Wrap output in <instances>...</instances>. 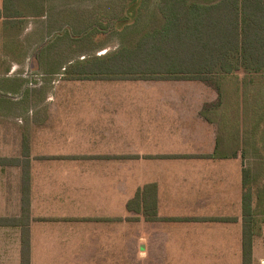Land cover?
Returning <instances> with one entry per match:
<instances>
[{"label":"crops","instance_id":"crops-1","mask_svg":"<svg viewBox=\"0 0 264 264\" xmlns=\"http://www.w3.org/2000/svg\"><path fill=\"white\" fill-rule=\"evenodd\" d=\"M54 83L29 155L20 156L30 165L31 264H243L249 165L234 142L242 101L222 103L221 81L220 93L167 77ZM0 167L7 184L13 176L0 192V217H20L22 166ZM251 171L253 264H264V185L254 189ZM148 185L154 205L130 210ZM21 250L22 226L0 225V264H21Z\"/></svg>","mask_w":264,"mask_h":264},{"label":"trees","instance_id":"trees-1","mask_svg":"<svg viewBox=\"0 0 264 264\" xmlns=\"http://www.w3.org/2000/svg\"><path fill=\"white\" fill-rule=\"evenodd\" d=\"M49 0H3L0 18L7 32L22 29L26 18L43 16ZM71 78L126 77L202 80L220 93V77L240 69L264 71V0H160L153 18L138 37L106 56L65 66ZM221 98V97H220ZM24 138V157L29 155ZM219 154V151H216ZM21 165L22 215L0 217V225L22 226L21 264L30 256V165L28 158L0 157V165ZM252 171L243 169V264H253L255 214ZM156 202L148 185L128 203ZM148 214L147 210H144Z\"/></svg>","mask_w":264,"mask_h":264},{"label":"rangeland","instance_id":"rangeland-1","mask_svg":"<svg viewBox=\"0 0 264 264\" xmlns=\"http://www.w3.org/2000/svg\"><path fill=\"white\" fill-rule=\"evenodd\" d=\"M159 1L49 0L43 16L26 18L22 29L10 33L0 19V157L24 155V138L44 116L65 66L132 42L150 24ZM220 81L222 103H244L235 149L240 157L245 152L246 164L256 172L257 190L264 185V71L240 69ZM6 168L0 167V192L13 187V176L9 184L4 178Z\"/></svg>","mask_w":264,"mask_h":264}]
</instances>
